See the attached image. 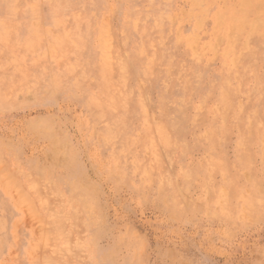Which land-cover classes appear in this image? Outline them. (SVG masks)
I'll list each match as a JSON object with an SVG mask.
<instances>
[{
	"label": "rangeland",
	"instance_id": "obj_1",
	"mask_svg": "<svg viewBox=\"0 0 264 264\" xmlns=\"http://www.w3.org/2000/svg\"><path fill=\"white\" fill-rule=\"evenodd\" d=\"M0 264H264V0H0Z\"/></svg>",
	"mask_w": 264,
	"mask_h": 264
},
{
	"label": "bare ground",
	"instance_id": "obj_2",
	"mask_svg": "<svg viewBox=\"0 0 264 264\" xmlns=\"http://www.w3.org/2000/svg\"><path fill=\"white\" fill-rule=\"evenodd\" d=\"M204 89H206V88H204ZM204 89H203V90H204ZM216 114H217V113H216Z\"/></svg>",
	"mask_w": 264,
	"mask_h": 264
}]
</instances>
